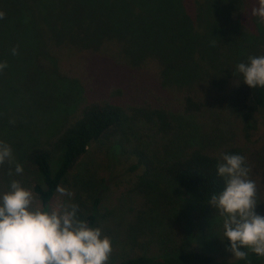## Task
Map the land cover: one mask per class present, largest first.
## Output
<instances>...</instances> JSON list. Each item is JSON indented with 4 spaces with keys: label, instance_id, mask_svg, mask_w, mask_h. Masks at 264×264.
<instances>
[{
    "label": "trees",
    "instance_id": "1",
    "mask_svg": "<svg viewBox=\"0 0 264 264\" xmlns=\"http://www.w3.org/2000/svg\"><path fill=\"white\" fill-rule=\"evenodd\" d=\"M256 5L0 0V62H7L0 82H22L24 103L53 128L43 142L30 137L21 156L43 183L34 185L42 204L90 143L107 137L135 160L129 169L140 167L139 179L159 178L190 204L211 206V195L223 190L224 179L216 174L221 154L244 156L253 180L264 159V137H255L264 87L249 88L235 69L264 56V22L251 14ZM12 127L21 132L24 126ZM53 152L59 153L55 171ZM100 201H92L85 219L92 227ZM223 219L219 233L229 246ZM241 250L246 259L222 260L183 244L108 264H264V257Z\"/></svg>",
    "mask_w": 264,
    "mask_h": 264
},
{
    "label": "rangeland",
    "instance_id": "2",
    "mask_svg": "<svg viewBox=\"0 0 264 264\" xmlns=\"http://www.w3.org/2000/svg\"><path fill=\"white\" fill-rule=\"evenodd\" d=\"M6 78L9 77L6 75ZM22 82H0V141L11 146L12 158L0 165V191L8 188L12 179L32 190L36 203L42 204L34 191L35 183L43 186L39 174L29 168L22 159V150L30 137L45 141L53 132L49 118L31 111L24 103ZM22 104L24 107L22 108ZM206 118L213 119L206 115ZM214 120V119H213ZM22 124V131L13 124ZM257 135L264 137V114L257 115ZM101 138L90 143L86 153L79 158L60 184L72 193L60 196L56 191L46 206L63 201L78 204V215L86 219L92 210V201L100 198L99 213L93 227H99L112 242L110 263L142 254L159 253L162 248L189 244V248L206 251L218 259L232 260L228 245L221 238L219 211L209 205L190 204L181 193L159 178L139 179L141 168L130 171L135 162L121 154L111 138ZM213 139H215L213 137ZM264 146V138L261 140ZM59 153L53 152L51 168L55 171ZM250 176L256 185L257 214L264 215V159ZM23 167V173L14 172L15 164ZM11 170V175L9 174Z\"/></svg>",
    "mask_w": 264,
    "mask_h": 264
},
{
    "label": "clouds",
    "instance_id": "3",
    "mask_svg": "<svg viewBox=\"0 0 264 264\" xmlns=\"http://www.w3.org/2000/svg\"><path fill=\"white\" fill-rule=\"evenodd\" d=\"M251 14L264 22V0H257ZM4 15L0 11V19ZM12 54H17L15 47ZM248 60L239 63L235 72L249 88L264 87V56ZM6 67L7 62H0V71ZM11 158V146L0 141V165ZM14 172L23 173L22 165L16 163ZM216 174L224 179V188L212 194L208 203L224 217L223 235L229 242L226 250L241 260L247 257L242 248L264 257V215L255 211L256 184L249 178L245 157L221 154ZM57 192L72 196L64 187H58ZM78 212L75 203H36L32 190L12 179L7 190L0 191V264H108L110 238L81 219Z\"/></svg>",
    "mask_w": 264,
    "mask_h": 264
}]
</instances>
